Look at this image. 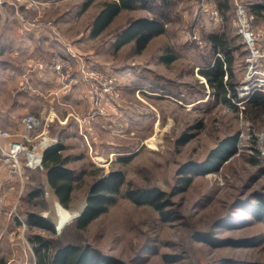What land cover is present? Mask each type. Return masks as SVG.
Here are the masks:
<instances>
[{
    "label": "rangeland",
    "instance_id": "374dc122",
    "mask_svg": "<svg viewBox=\"0 0 264 264\" xmlns=\"http://www.w3.org/2000/svg\"><path fill=\"white\" fill-rule=\"evenodd\" d=\"M15 1L34 8L18 9L22 21L57 18L59 34L73 44L70 65L82 69V59L94 56L99 61L96 63L122 67L124 84L121 91H113V96L119 95L132 110L135 123L126 128L121 121L120 135L113 139L105 132L98 135L104 138L100 146L110 140L115 142L113 150L100 156L95 152V135L77 118L80 102L58 106L57 115L63 120H49L48 113L33 107V102L25 106L19 102L23 100L16 90L19 79L0 78L4 79L0 82V109L5 110L0 124L12 127L15 133L17 127L13 125L20 123L22 112L36 114L39 120L32 140L25 142L29 149L43 137L56 143L50 134L56 131L59 135L57 131L61 133L64 125L72 121H65L68 112L79 124L62 139L70 158L68 167L77 177L69 208L86 198L90 185L100 176L112 170L124 174V183L106 212L84 229L76 227V216L56 231L54 218L47 214L52 206L42 163L36 168L23 164L20 179L0 157V259L4 264H36L31 240L34 235L50 241L53 250L67 243L89 245L122 264H264V221L256 217L254 207L259 197L264 199V102L257 107L251 103L253 98L264 99V86H259L258 72H248V52L238 32L234 0H228L230 9L224 17L219 0H148L151 9L137 6L122 10L97 37L88 35V28L101 0H95L85 10V0ZM248 1L255 0H243V4L247 6ZM203 4L217 7L219 17L202 13ZM15 11L16 7L7 9L10 16H15ZM154 15L166 16V31L152 38L145 49L138 53L132 43L117 51L113 49L117 32L130 19ZM253 26L259 34L264 32V12L254 15ZM223 31L234 57L233 77L227 82L233 83L235 96H230L229 104L218 100L216 88L199 71L211 64L215 56L207 36ZM170 52L176 55L175 60L169 64L161 61V56ZM254 65L264 70V61H255ZM90 73L85 68L81 76L85 79ZM235 134L237 150L217 171L209 176L195 175L185 191L172 195L182 164L203 161L222 138ZM183 135H191L190 140L177 145ZM128 156V161H120ZM4 169L9 170L7 181L2 180ZM129 186H156L168 193L170 202L165 211L169 212V219L163 220L149 205L134 204L125 196ZM37 189L40 195L32 197ZM29 213L45 217L55 232L29 226ZM204 235L253 241L250 245L213 247L200 240ZM164 255L169 257L164 259Z\"/></svg>",
    "mask_w": 264,
    "mask_h": 264
},
{
    "label": "trees",
    "instance_id": "16d2710c",
    "mask_svg": "<svg viewBox=\"0 0 264 264\" xmlns=\"http://www.w3.org/2000/svg\"><path fill=\"white\" fill-rule=\"evenodd\" d=\"M95 0H85L83 9L85 10ZM166 0H162L165 2ZM100 7L95 15L90 35L96 37L101 34L122 10H131L137 6L151 9L148 0H101ZM218 6L222 17L230 9L228 0H219ZM246 6V5H245ZM253 15H261L264 12V0L248 1L246 6ZM166 16H139L132 18L121 28L113 42V49L119 50L122 46L132 43L136 52L140 53L146 48L152 38L163 34L166 31ZM214 53L213 61L206 68L200 69V73L206 78L210 85L216 88L218 100L222 103H231V97L235 96L234 85L227 80L233 77V54L227 35L221 33H211L207 36ZM176 55L166 53L161 56V61L169 64L174 61ZM264 99L251 100L252 105L257 107L262 105ZM191 135H183L177 139V145H182L190 140ZM238 135H230L222 138L210 151L206 158L201 162H186L177 170V184L173 194H178L187 189L195 175L217 171L222 163L237 150ZM64 146L62 143H55L47 147L42 154V167L48 183L53 189L59 203L65 209L69 208L72 200V192L77 180L76 173L67 167L70 158L63 154ZM131 157L120 159L128 161ZM124 183V174L121 170H112L100 176L92 182L86 196V206L83 212L75 218V225L78 229H84L92 220L107 211L108 205L115 199V194L119 192L120 186ZM32 197L40 195V189L32 194ZM125 196L136 205H149L156 209L163 220H168L170 214L165 211L169 205V194L156 186L132 187L125 190ZM256 217L264 221V199L259 197L254 203ZM29 226H36L50 232L55 229L50 221L36 213H29L26 218ZM33 250L36 256V264H122L115 257L102 253L99 249L89 245H76L67 243L59 245L53 250L50 241L41 235L32 237ZM200 240L211 244L213 247L223 245H250L251 238L244 239H216L210 235L201 236ZM169 255H164L167 259ZM0 264L4 261L0 259ZM244 264H258L246 263Z\"/></svg>",
    "mask_w": 264,
    "mask_h": 264
},
{
    "label": "crops",
    "instance_id": "0c3cea01",
    "mask_svg": "<svg viewBox=\"0 0 264 264\" xmlns=\"http://www.w3.org/2000/svg\"><path fill=\"white\" fill-rule=\"evenodd\" d=\"M18 5L19 4L16 3L15 0H0V78L7 79L9 77L8 80H10V78L19 79L16 90L20 93L18 97L20 96L23 98V100L19 102H23L24 106L33 102V104H35L33 107H37L40 111L48 113L49 120H54L55 118H59L60 120L63 118L57 115L58 106L65 104L71 106L72 101H75V103L80 102L82 107L80 113L78 112L80 115H78L77 118H79L80 121H84L82 124L90 134L95 135L94 138L97 144L95 152L101 156L102 152L113 150L115 142L110 140L107 141L108 143L106 142V146L104 143L100 146V144L104 142V138L98 135L105 132L107 135L111 136L112 139L115 136H119L120 129L122 128L121 121L126 123V128H131L135 123V115L132 110L126 106L119 95L113 96L105 93L102 95L100 103L104 109V113L100 114L93 110L95 107L92 103V85L90 81L81 76V73L85 68H87L88 71L101 72L104 76L113 80V91L116 93L118 90L121 91L122 85L124 84L121 79L122 67L115 65L105 66L102 63H96L99 61L95 59L94 56H89L88 59H82L85 56L81 57L82 61H85V65H83L82 69L79 68V66L70 65L69 59L71 58L72 60L73 58V44L67 40V38H65V40L59 34L56 23L57 18L54 17L53 20L37 21L39 19H35L34 21H22L21 19L23 18L18 14V9L24 7L34 10V8L28 7L25 4H22V6ZM15 7L16 15H8L7 9ZM91 28L92 23L88 28V35H90ZM53 55L63 56L61 58L64 59L65 65H63L60 70L54 68V66L50 64V58ZM39 62L46 64V66L43 69H39L37 66ZM3 80L4 79H2V81ZM25 110L27 109L25 108ZM4 112L5 110L0 109V117ZM24 113L31 112H22L23 115ZM70 114L71 112H68V118H66L65 121H67V119L72 121H68V123L64 125V128L62 127L63 130L61 133L57 131L59 134L57 135L55 131L50 134V136L56 140V143H62L63 137L65 136L66 138L69 136L72 128L76 127V125L79 126V124L74 122L71 118ZM34 115L36 116V114ZM85 121L87 123H85ZM13 126L14 128L17 127V130H13L15 132L20 129V123ZM0 127L12 132V127H5L2 124H0ZM53 144L55 143H49V146ZM42 150L38 152V154L41 155ZM65 150L66 146H64V155L67 154ZM6 171H8V175ZM8 179L9 170L4 169V177L2 180L7 181ZM47 186L49 188L50 185ZM46 191L48 197L51 196L47 188ZM52 195L54 196V193H52ZM54 198L57 199L56 196H54Z\"/></svg>",
    "mask_w": 264,
    "mask_h": 264
},
{
    "label": "built area",
    "instance_id": "2783aa9c",
    "mask_svg": "<svg viewBox=\"0 0 264 264\" xmlns=\"http://www.w3.org/2000/svg\"><path fill=\"white\" fill-rule=\"evenodd\" d=\"M234 3L238 22V32L241 35L248 52V72H258L260 74L259 86H264V70L258 68V65H254L255 61H264V32L259 34L253 26L254 15L248 11L246 6L243 4V0H234ZM200 9L202 13H206L215 19L219 17V10L217 7L203 4L200 6ZM192 38H195V36H192ZM50 61V64L58 70L65 65V62L57 55H53L50 58ZM37 66L39 69H43L46 64L39 62L37 63ZM85 79L90 81L92 85V103L95 107L93 110L99 112L100 114L104 113V109L100 105L102 95L104 93L107 95H113V80L107 78L99 71H91ZM38 127L39 120L31 113H26L21 116L20 129L15 133L0 127V157L2 158L4 164H6L13 171L17 172L20 179L22 178L23 164L28 168L41 166L42 154L39 162L29 163V148L25 146L26 141L30 142L32 140V133L35 132ZM36 143L37 142H35L31 149L35 147ZM211 173L212 172H208L205 174L209 176Z\"/></svg>",
    "mask_w": 264,
    "mask_h": 264
},
{
    "label": "bare ground",
    "instance_id": "6f19581e",
    "mask_svg": "<svg viewBox=\"0 0 264 264\" xmlns=\"http://www.w3.org/2000/svg\"><path fill=\"white\" fill-rule=\"evenodd\" d=\"M50 143V139L48 137H43L42 140H39L35 147L33 149H29L28 150V156H29V163L32 162H39L41 155L38 154V152H40L43 148L47 147ZM48 188V186H47ZM49 190V194L51 196V210L50 212H47V214L50 216L52 215V217L54 218L56 225H57V229H60L64 224L69 223L70 221L73 220L74 217H76V215H78L83 206H84V200L81 199L80 202L74 204L72 207H70L69 209H65L63 206H61L59 204L58 199H55L54 196L52 195V188L49 186L48 188ZM44 215V214H43ZM46 216V215H45Z\"/></svg>",
    "mask_w": 264,
    "mask_h": 264
},
{
    "label": "water",
    "instance_id": "95a60500",
    "mask_svg": "<svg viewBox=\"0 0 264 264\" xmlns=\"http://www.w3.org/2000/svg\"><path fill=\"white\" fill-rule=\"evenodd\" d=\"M46 183H47V185H50L49 183H48V181L46 180ZM53 190V189H52ZM86 204H87V202H86V198H84V206H83V208H82V210H81V212L78 214V215H76V216H79L82 212H83V210H84V208H85V206H86ZM55 229H56V231H58V229L55 227Z\"/></svg>",
    "mask_w": 264,
    "mask_h": 264
}]
</instances>
